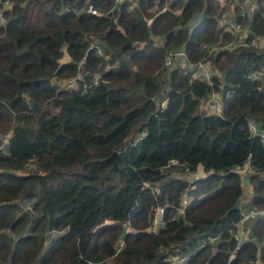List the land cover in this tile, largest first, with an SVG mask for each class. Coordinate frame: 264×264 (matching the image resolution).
I'll return each instance as SVG.
<instances>
[{
  "label": "trees",
  "instance_id": "1",
  "mask_svg": "<svg viewBox=\"0 0 264 264\" xmlns=\"http://www.w3.org/2000/svg\"><path fill=\"white\" fill-rule=\"evenodd\" d=\"M11 1L0 22V264H264V212L236 249L231 235L236 165L255 170L248 206L264 207V147L246 127L264 133V50H207L231 36L215 0ZM261 1L234 18L257 35ZM175 48L206 62L211 84L164 67ZM77 74L75 87L57 85ZM211 91L220 114L201 109ZM198 166L206 174L190 184L173 175ZM156 206L163 224L151 228Z\"/></svg>",
  "mask_w": 264,
  "mask_h": 264
},
{
  "label": "built area",
  "instance_id": "2",
  "mask_svg": "<svg viewBox=\"0 0 264 264\" xmlns=\"http://www.w3.org/2000/svg\"><path fill=\"white\" fill-rule=\"evenodd\" d=\"M120 0H113L112 8L119 2ZM235 1V0H230ZM252 2V1H251ZM249 2L248 5L251 3ZM8 6V0H2L1 1V9L3 10ZM251 6V5H250ZM242 8V7H241ZM2 10H0V22L3 21L2 16ZM239 14L241 16L245 15L242 11L239 10ZM221 24L227 28L231 36L228 40L224 41L223 43L219 45H215L210 49L215 48H222V49H233L240 46H254L257 44L259 36L257 34H253L250 32V28L248 25L244 26L241 22L235 21L233 18H231L228 15L222 14L220 17ZM96 52L98 54L101 53V49L99 47H96ZM162 64L169 68L175 64H178L180 67L185 69L189 72V77L193 79H198L201 81H204L208 84H211V69L208 66L206 62L203 60H197V61H189L186 58V55L182 48H175V49H168L162 58ZM252 79H259L260 73L257 71H252L248 75ZM221 106H222V97L220 94H217L216 91H211L207 98L204 99V106L203 109L206 110L207 113H213V114H220L221 113ZM246 127L250 135H258L262 141V146L264 147V133L259 132L257 130L256 124L254 121L250 118L246 119ZM170 162H174V160H170ZM233 171L237 172L239 177L242 179L246 176H248L251 173H254L255 170L248 164V162H244L241 165H236L233 168ZM259 174L261 176H264V169H262ZM191 196L189 193L187 196L183 197L180 201V205L177 209L178 212H182L183 206L190 200ZM239 202V199L237 200ZM239 206V216L237 220L234 222L233 228L231 230V235L233 238V241L235 243L234 248H238L244 241L247 239V221L252 218L254 215H260L264 212V207H253V206H246L247 208H242ZM162 211L163 208L160 206L157 209L154 210L151 221H150V227L156 228L163 224V218H162ZM125 231L130 230L128 227L124 228ZM50 238H55V233L52 232ZM121 242L118 240L117 245H120ZM185 256H178L173 255L168 257V262L170 261L171 264H180L184 261ZM258 259L254 258L253 264H259Z\"/></svg>",
  "mask_w": 264,
  "mask_h": 264
},
{
  "label": "rangeland",
  "instance_id": "3",
  "mask_svg": "<svg viewBox=\"0 0 264 264\" xmlns=\"http://www.w3.org/2000/svg\"><path fill=\"white\" fill-rule=\"evenodd\" d=\"M25 0H21V4L24 2ZM128 1H130L131 2V4L133 5L134 4V2H135V0H128ZM252 1V2H251ZM11 2H13V1H11V0H8V5L9 4H11ZM215 2H216V6H217V14H216V18H217V20L218 21H220V19H219V17L222 15V14H224V15H229V8H233L234 7V5H238V10H240V11H242L243 13H246L247 15H249L250 13H252L255 9H256V6H257V3L255 2V0H235V1H230V0H215ZM249 2H251L249 5H248V3ZM261 4H264V0H262L261 1ZM251 5V6H250ZM242 7V8H241ZM233 16H235V14L233 13ZM197 16H194L193 17V19L194 18H196ZM242 25H244V26H246L247 24L246 23H244V24H242ZM260 36H259V39H258V42H257V44L256 45H254V46H251V47H256L255 49H263L264 50V33H262V34H259ZM158 40H156V42H157ZM221 43H223V42H219V41H217V42H215V45L217 46V45H219V44H221ZM215 45H213V46H215ZM213 46H211V47H213ZM210 47V48H211ZM208 48H209V46H208ZM207 48V50H209ZM101 49V48H100ZM102 50V49H101ZM231 50V49H230ZM66 59V55H65V53L63 52L62 53V57H61V59L60 60H65ZM163 65V64H162ZM164 66V65H163ZM165 67V66H164ZM167 68V67H166ZM213 71L214 72H216V70L213 68ZM76 77H80L79 76V74H77L75 77H70V78H68V79H64V80H58V82H57V85L59 86V87H75L76 86V80H75V78ZM217 94H219V92H217ZM200 106H201V109L203 110V106H204V100H202V101H200ZM7 134H2V135H0V141H1V139L2 138H4L5 136H6ZM0 148H1V146H0ZM30 166V162L25 166V168L22 170V171H16L17 173H23V171L24 170H26L28 167ZM193 174V176L195 177V178H197V177H201V176H204V174H205V171L202 169V167L201 166H198L197 168H196V170L195 171H193V172H187V173H181V172H173V175L174 176H176V177H180V178H182V179H185L186 181H187V183L188 184H190V182L192 181V180H188L189 179V177L191 176ZM190 181V182H189ZM243 185V184H242ZM189 188H190V186L189 185H187V187H186V189H184L183 190V192L180 194V201H181V199L183 198V197H185V196H187V194L189 193ZM250 195H251V188H250V186L248 185V187H243L242 188V192H241V194H240V196L238 197V199H239V202H238V205H240L242 208H247L246 206H248L249 204H248V201H249V198H250ZM158 207H160V206H156L155 208H154V210L155 209H157ZM154 210H153V212H154ZM180 213V212H179ZM129 228V229H131L127 224L124 226V228ZM55 230H53V229H44V230H42V232H41V235H42V237L44 238V241L46 242V241H48L49 239H50V236H51V233L52 232H54ZM55 234H56V232H54ZM248 238H250V231L249 230H247V238L246 239H248ZM116 246H117V243H116ZM257 258V257H256ZM258 259V258H257ZM254 260V259H253ZM253 260L251 261V263L250 264H253ZM258 263H260L259 261H258ZM168 264H171V262L169 261L168 262Z\"/></svg>",
  "mask_w": 264,
  "mask_h": 264
},
{
  "label": "water",
  "instance_id": "4",
  "mask_svg": "<svg viewBox=\"0 0 264 264\" xmlns=\"http://www.w3.org/2000/svg\"><path fill=\"white\" fill-rule=\"evenodd\" d=\"M117 151L116 150H111L109 155L106 157L108 160H110L112 162V168H114V157L116 155ZM249 182V178L248 177H244L242 179V184H248Z\"/></svg>",
  "mask_w": 264,
  "mask_h": 264
},
{
  "label": "crops",
  "instance_id": "5",
  "mask_svg": "<svg viewBox=\"0 0 264 264\" xmlns=\"http://www.w3.org/2000/svg\"><path fill=\"white\" fill-rule=\"evenodd\" d=\"M235 15H239L240 17H243V16H245V15H247L246 13H245V15H243V16H241L240 14H239V10L235 13ZM228 16H230L231 18H235V16H233V8L231 9V8H229V15ZM197 18V17H196ZM196 18H194V20H196ZM235 20V19H234ZM218 23H220L221 24V22L220 21H218ZM247 24V23H246ZM159 42L161 41L160 39H157ZM206 173V172H205ZM244 185V187H248V184H243Z\"/></svg>",
  "mask_w": 264,
  "mask_h": 264
},
{
  "label": "clouds",
  "instance_id": "6",
  "mask_svg": "<svg viewBox=\"0 0 264 264\" xmlns=\"http://www.w3.org/2000/svg\"><path fill=\"white\" fill-rule=\"evenodd\" d=\"M216 92H217V91H216ZM219 94H220V93H219ZM220 96H221V95H220ZM203 110H204V109H203ZM205 174H206V173H205ZM205 174H204V175H205ZM246 177H248V176H246ZM189 178H190L189 180H191V179H193V178H195V177H194L193 174H192L191 177H189ZM242 179H243V178H242ZM242 179H241V180H242Z\"/></svg>",
  "mask_w": 264,
  "mask_h": 264
}]
</instances>
